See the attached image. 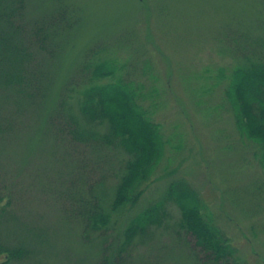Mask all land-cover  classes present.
I'll list each match as a JSON object with an SVG mask.
<instances>
[{"label":"rangeland","instance_id":"374dc122","mask_svg":"<svg viewBox=\"0 0 264 264\" xmlns=\"http://www.w3.org/2000/svg\"><path fill=\"white\" fill-rule=\"evenodd\" d=\"M65 3L73 28L44 61V97L24 107L0 105V264H111L130 219L179 179L197 192L233 248L231 264H264L259 147L239 136L225 97L233 68L262 60L264 0ZM53 7V0H27L26 17L37 19ZM90 52L114 60L124 81L142 85L141 105L167 141L136 203L115 211L110 199L125 155L76 144L61 132L70 130L65 112L77 111L68 95L88 79L79 69ZM101 209L109 214L106 227L89 231L86 215ZM166 211L128 264H206L193 237L178 226L179 208L170 203ZM8 250L17 255L7 261Z\"/></svg>","mask_w":264,"mask_h":264},{"label":"trees","instance_id":"16d2710c","mask_svg":"<svg viewBox=\"0 0 264 264\" xmlns=\"http://www.w3.org/2000/svg\"><path fill=\"white\" fill-rule=\"evenodd\" d=\"M53 3L49 13L30 20L26 17L27 0H0L1 106L12 102L24 107L44 97L49 82L44 61L52 60L58 52L60 39L74 23L65 0H53ZM261 53L264 54V49ZM90 54L79 69L80 76L82 71L88 72V79L78 90L74 86L73 94L68 95L77 107L76 113L65 112L64 125L70 130L64 127L61 132L76 144H96L102 150H116L125 155L110 199L111 210L115 211L136 203L141 194L139 187L152 177L164 156L167 141L160 124L152 121L141 105L146 98L141 92L142 85L126 82L117 75L119 68L114 60H102L96 53ZM218 76L224 78L222 72ZM102 79H113V82L97 83ZM228 79L225 97L236 130L241 138L259 147L257 161L264 172V55L260 61L236 65ZM3 133L0 123V136ZM96 198L98 202L101 200ZM170 203L179 208L178 226L193 237L194 246L206 264H231L234 261L233 248L213 219L204 213L197 192L187 181L179 179L169 183L162 199L130 219L122 234L123 241L111 253V264H128L130 261L127 260L139 253L140 246L154 237L153 229L159 228L166 218V207ZM2 209L0 195V211ZM108 221L109 214L103 210L86 215L88 230L95 233H102ZM7 253V261L17 255L10 250Z\"/></svg>","mask_w":264,"mask_h":264}]
</instances>
